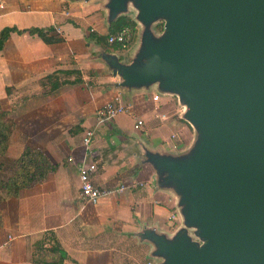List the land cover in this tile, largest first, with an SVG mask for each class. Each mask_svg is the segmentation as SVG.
<instances>
[{"label": "crops", "instance_id": "0c3cea01", "mask_svg": "<svg viewBox=\"0 0 264 264\" xmlns=\"http://www.w3.org/2000/svg\"><path fill=\"white\" fill-rule=\"evenodd\" d=\"M106 3L0 0V30L49 29L47 36L57 39L47 43L35 34L10 31L0 47V99L9 102L4 88L13 89L11 133L23 135L15 156L26 145L55 165L42 182L0 201V264H155L154 246L142 231L171 238L182 226L177 193L161 184L145 153L182 155L195 131L175 95L156 84H118L104 56L129 63L139 23L130 17L137 29L130 50L102 48L88 33H107ZM74 79L80 82L61 84ZM114 97L128 110L97 123L95 109ZM136 119L142 120L137 129ZM85 129L93 132L89 151L81 141ZM81 161H93L92 182L111 190L95 203L79 198Z\"/></svg>", "mask_w": 264, "mask_h": 264}, {"label": "water", "instance_id": "95a60500", "mask_svg": "<svg viewBox=\"0 0 264 264\" xmlns=\"http://www.w3.org/2000/svg\"><path fill=\"white\" fill-rule=\"evenodd\" d=\"M128 3L138 52L107 66L121 86L175 95L195 131L182 155L145 153L177 193L182 226L141 236L158 264H264V0H107L108 22Z\"/></svg>", "mask_w": 264, "mask_h": 264}, {"label": "trees", "instance_id": "16d2710c", "mask_svg": "<svg viewBox=\"0 0 264 264\" xmlns=\"http://www.w3.org/2000/svg\"><path fill=\"white\" fill-rule=\"evenodd\" d=\"M129 29V38L126 43V48L135 40L137 29L136 23L126 15L117 16L114 20L109 22L107 27V33L105 35L96 34L93 32L88 33V37L93 39L98 45L104 49H121L119 44L113 43L108 44L106 39L107 36L116 33L122 28ZM49 29H42L36 27H30L25 29H16L14 27H4L0 30V47L3 41L6 39L10 31H15L17 33L27 32L30 35L35 34L44 42H53L57 39L47 36V31ZM68 73V72H66ZM54 76V73L45 76L49 79ZM80 82L79 79H74L73 81H62V83H74ZM58 82L51 85L50 89H54L58 86ZM4 92L7 98L12 99L13 89L11 87H5ZM13 102V101H12ZM11 108L4 109L0 105V156L6 151L10 133L13 130L14 123L9 117V111ZM13 170L10 175L6 178H0V201L11 196H16L21 189L29 188L36 183H40L44 180L46 174L55 169V165L50 163L43 152L37 148H31L29 146H24L18 156L13 161ZM2 164L0 162V168ZM63 256V253H61Z\"/></svg>", "mask_w": 264, "mask_h": 264}, {"label": "built area", "instance_id": "2783aa9c", "mask_svg": "<svg viewBox=\"0 0 264 264\" xmlns=\"http://www.w3.org/2000/svg\"><path fill=\"white\" fill-rule=\"evenodd\" d=\"M129 38V29L124 27L116 33L107 36L108 44H119L121 49L126 48V43ZM156 99V95L153 96ZM128 107L125 106L118 97H114L95 109V120L97 123H104L113 119L116 115L126 112ZM142 124V120L136 119L133 123V128L137 129ZM93 132L91 129H85L81 136V141L85 146V150L89 151V144ZM95 170V163L93 161H81L78 167V181H79V198L84 202L95 203L100 197L107 195L111 192L109 189L97 187L94 185L91 179V173ZM121 188V187H120ZM174 215L170 216L172 219ZM145 264H152L151 261H147Z\"/></svg>", "mask_w": 264, "mask_h": 264}, {"label": "rangeland", "instance_id": "374dc122", "mask_svg": "<svg viewBox=\"0 0 264 264\" xmlns=\"http://www.w3.org/2000/svg\"><path fill=\"white\" fill-rule=\"evenodd\" d=\"M125 13L127 15H129V17L135 19V15H136V10L135 8L132 6L131 3L127 4V10L125 11ZM150 30L152 32L153 35L158 36L162 30H163V20L161 18H156V20H154L151 25H150ZM138 29H139V33L142 29L141 25L138 24ZM133 47L132 43L129 45V50ZM138 52V46L134 49V51L132 52L134 55L133 57L137 54ZM132 57V58H133ZM0 105L2 106V108L4 109H8L11 108V113H15V103L12 102V99H10V101L8 102L7 100H5L4 98L0 99ZM9 117L10 116V112H9ZM12 121L13 118L11 117ZM14 123V122H13ZM12 135V137H11ZM11 137V146H10V150L9 151H5L1 156H0V162L2 164L1 168H0V178L4 179L6 178L8 175L11 174L12 170H13V161L14 159L18 156H15V152L17 151V146L18 144L16 143L17 141H19V139L23 138V135L21 133H19L18 137H14L13 133H10L9 138ZM9 140V141H10ZM179 216L180 213L178 212ZM181 218V217H180ZM182 221V218H181ZM193 229H187V233L189 234L190 238L195 239V236L193 235ZM152 255V254H151ZM153 259L155 260V264L159 263V258L157 256H152Z\"/></svg>", "mask_w": 264, "mask_h": 264}]
</instances>
